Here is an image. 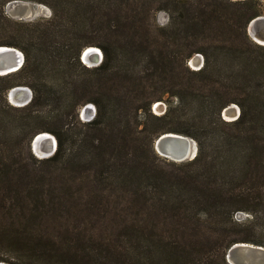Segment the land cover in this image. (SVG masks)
<instances>
[{
  "label": "trees",
  "instance_id": "trees-1",
  "mask_svg": "<svg viewBox=\"0 0 264 264\" xmlns=\"http://www.w3.org/2000/svg\"><path fill=\"white\" fill-rule=\"evenodd\" d=\"M13 1L0 0V46L25 63L0 76V261L229 264L234 244L264 246V145L247 132L264 135V45L248 31L262 0H21L52 10L35 22L11 20ZM89 47L100 65L83 63ZM17 87L28 105L9 101ZM40 133L57 139L49 158L31 149ZM166 133L194 139L197 156H161Z\"/></svg>",
  "mask_w": 264,
  "mask_h": 264
},
{
  "label": "water",
  "instance_id": "water-1",
  "mask_svg": "<svg viewBox=\"0 0 264 264\" xmlns=\"http://www.w3.org/2000/svg\"><path fill=\"white\" fill-rule=\"evenodd\" d=\"M261 26L264 27V16H259V17L255 18L250 23V25H249L250 36L252 35L255 38L253 33H258L257 35H259V37L261 39H264V30L262 29ZM257 42H259L261 45H264L263 42H260L258 40H257ZM90 50H94L93 52H95V53L92 52L93 56L99 54V57L97 58L98 61L94 65H90V66L93 67V66L100 65L103 61L104 55H103L102 50L100 48H97V47H96V49H93V47L87 48L82 54V61L84 63H86L85 56L87 54L88 55L91 54ZM202 59H204V58L202 57ZM24 63H25V54L21 50H19L18 48H15V47H10V46H0V76L9 75L11 73L19 71L23 67ZM203 65H204V60H203V64L201 65L200 68H202ZM200 68H198V69H200ZM16 91H21V92H27L28 91V93H29L27 96L24 97V98H28L25 102L20 103L19 101L16 100L17 104H18L16 106L23 107V106L28 105L32 101L33 92H32V90H29L26 87L14 88L9 93V98L12 101H14L12 99V94ZM159 104L160 103L155 104V108H158ZM84 110L91 117L90 119H93L96 116L97 110H96V107L94 105H92V107H91V105L86 106V108ZM164 113H162V114H164ZM226 114L228 116H230L229 118H233V120H231V121H234L240 117L241 109L237 105L232 104V105L228 106L227 108H225L224 112H223L224 119L227 120ZM228 121H230V120H228ZM41 134H43V135L49 134V135L53 136L50 133H40V134L36 135L32 141V148L35 152H37L35 147L40 146L42 143V142L40 143V141H38L39 136ZM53 137L56 139L55 136H53ZM181 142L188 143V142H192V140H191V138L180 135V134L166 133L157 139V141L155 143V148H156V150H158V152L161 154V156L168 158L170 160L176 161V162H183L186 160L194 159L197 156L198 152H196V154L194 156H192L193 154L190 155L185 149L182 148V145L180 144ZM57 145H58V142L56 139V144H55L54 150L52 151L51 155H49V156H52L53 154H55V152L57 150ZM197 151H198V148H197ZM170 156H175L176 158H173ZM44 157H46V156H44ZM226 258H227V262L229 264H264V246H259V245H255V244H251V243H237V244H234L233 246H231V248L228 250ZM0 264H9V263H5V262L0 261Z\"/></svg>",
  "mask_w": 264,
  "mask_h": 264
},
{
  "label": "rangeland",
  "instance_id": "rangeland-1",
  "mask_svg": "<svg viewBox=\"0 0 264 264\" xmlns=\"http://www.w3.org/2000/svg\"><path fill=\"white\" fill-rule=\"evenodd\" d=\"M262 4H263V10H264V0H262ZM6 14L7 16L13 20V21H23V22H35V21H38L40 19H49L51 18V16L53 15L52 13V10L45 6V5H41V4H37V3H34V2H30V1H21V0H18V1H13L11 3H9L6 8ZM264 16V11H263V15ZM157 24H159L160 26H163V25H166L168 22H169V17L167 15V13L165 12H162V13H159L158 16H157ZM154 22V21H153ZM248 31H249V28H248ZM8 38L7 36H3V37H0V41L4 40V41H8ZM251 39L257 43V44H260L259 42H257V40L251 35ZM261 45V44H260ZM201 54H196L190 61H189V65L192 69H198L201 67V65L203 64V60L205 62V58L203 55H201L204 59H202V57L200 56ZM253 55V53L251 54V56ZM250 56V57H251ZM254 56L256 57H259V59H264V52L263 51H258L257 52V55H255L254 53ZM198 58L199 59V62L200 63H194V60ZM234 62V61H233ZM84 63V62H83ZM85 65L87 66H90L89 64L87 63H84ZM227 66H229V62H227ZM232 66H234V68L236 67H240L239 64L237 63H234ZM91 67V66H90ZM246 75H251V76H254V74L257 73V70H254L253 66H246ZM237 70V69H235ZM227 73L230 74V71H227ZM260 76H264V75H261ZM27 89L31 90L30 88L26 87ZM28 91L26 93V95H28ZM9 101L13 104V105H18L17 103H15L14 101H12L10 98H9ZM157 103H160L158 108H155L154 106V111L157 113V114H162L166 111V108H167V104L164 103V102H157ZM156 103V104H157ZM263 104H264V98H263ZM92 105L93 104H89ZM87 105V106H89ZM237 105V104H235ZM238 106V105H237ZM240 108V106H238ZM86 106L84 108L81 109V113H80V118L81 120L83 121H88L91 117L88 115L87 112H85V109ZM241 109V108H240ZM224 112V111H223ZM86 113V114H85ZM222 117L224 118L223 116V113H222ZM227 117V120H233V118H229L228 116ZM229 118V119H228ZM253 128L251 129H248L247 132L249 133L248 135H254L255 137H260V138H257L258 140H261V142L263 143L264 145V135L262 133L259 132V135L257 134H254L253 133ZM227 130H230L229 128H227ZM51 134V133H50ZM53 135V134H52ZM54 136V135H53ZM192 143H193V146L195 147L194 149V152H193V155L194 156L196 154L197 151V143L194 139H192ZM262 143H257L259 146L262 145ZM32 144V143H31ZM31 149L33 151V153L39 157V158H49L51 156H46V157H42V156H39L37 152H35L32 148V145H31ZM158 152V150H157ZM159 153V152H158ZM160 154V153H159ZM54 155V154H53ZM52 155V156H53ZM161 155V154H160ZM170 160V159H169ZM251 216L248 215V214H245V213H239L236 215V219L238 221H244L245 219L247 218H250Z\"/></svg>",
  "mask_w": 264,
  "mask_h": 264
},
{
  "label": "bare ground",
  "instance_id": "bare-ground-1",
  "mask_svg": "<svg viewBox=\"0 0 264 264\" xmlns=\"http://www.w3.org/2000/svg\"><path fill=\"white\" fill-rule=\"evenodd\" d=\"M262 29L264 30V27H262ZM257 34L258 33H253V35L255 36V38L258 41L264 43V39H261L259 37V35H257ZM89 48H91V47H89ZM93 49H96V47H93ZM93 51L94 50H90V53L92 54ZM93 53H95V52H93ZM91 54H89V55L87 54L85 56V61L89 65H94L98 61L97 58L99 57V54L94 55V56H93V54L92 55ZM194 63H197V64L200 63L199 59L196 58L194 60ZM26 93L27 92L16 91L12 94V99L14 100L15 103H17V101H19L20 103L25 102L28 99V98H24L25 96H27ZM228 117H230V116H228ZM38 141H40V143L42 142L40 146L35 147L38 155L42 156V157L51 155L52 151L54 150L55 144H56V139L49 134L48 135L47 134L46 135L41 134L39 136ZM180 144L182 145V148L185 149L190 155L193 154L195 147L193 146L192 142H188V143L181 142ZM170 157L176 158L175 156H170Z\"/></svg>",
  "mask_w": 264,
  "mask_h": 264
},
{
  "label": "built area",
  "instance_id": "built-area-1",
  "mask_svg": "<svg viewBox=\"0 0 264 264\" xmlns=\"http://www.w3.org/2000/svg\"><path fill=\"white\" fill-rule=\"evenodd\" d=\"M89 120H92V119H89ZM89 120H88V121H89Z\"/></svg>",
  "mask_w": 264,
  "mask_h": 264
}]
</instances>
